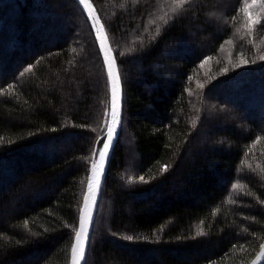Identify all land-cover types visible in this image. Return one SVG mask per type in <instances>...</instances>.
I'll return each mask as SVG.
<instances>
[{
	"label": "trees",
	"instance_id": "1",
	"mask_svg": "<svg viewBox=\"0 0 264 264\" xmlns=\"http://www.w3.org/2000/svg\"><path fill=\"white\" fill-rule=\"evenodd\" d=\"M91 1L123 120L84 264H246L264 242V0L259 23L245 0ZM109 104L76 0H0V264H69Z\"/></svg>",
	"mask_w": 264,
	"mask_h": 264
},
{
	"label": "snow or ice",
	"instance_id": "2",
	"mask_svg": "<svg viewBox=\"0 0 264 264\" xmlns=\"http://www.w3.org/2000/svg\"><path fill=\"white\" fill-rule=\"evenodd\" d=\"M79 4L83 6L85 10L88 11L89 18L93 21V27L96 29L97 32V39L100 42V47L104 51V60L107 65V75L109 77L110 83H111V99H110V105H111V115H110V121L111 124L108 126L106 137L104 138V142L102 144V147L100 149H94L93 156H95L98 152L99 157L101 160H103L110 150L114 138V134L116 131L115 127H112L111 125H119L121 121V115L118 110V99H117V81L119 80V74L113 72L112 64L114 63V60H109L108 58V50L105 48V40L106 35L103 32V25H100L98 28L96 27L98 23V18L94 17L92 15L93 6L90 3V0H78ZM174 7L171 9L172 12H177L178 9H181L186 3L190 2V0H171ZM258 0H252V3H257ZM250 5H248L247 0H245V8L244 12L249 17V20L253 23H259V20L252 21L251 14L248 11V8ZM160 19H164V17H160ZM165 23L167 21L165 20ZM158 30V29H157ZM262 60H264V56L261 57ZM31 71V66L24 69V72L21 73V76L24 75L25 72ZM226 71V70H225ZM105 117H106V123L108 117V111L106 109L105 111ZM11 142V141H10ZM97 143H100V141H97ZM92 169L95 172L97 169V164L93 162ZM162 171H167V166H164ZM140 180H144V177H140ZM131 182V181H130ZM235 187V186H234ZM92 193H93V183L90 180L88 184V191L85 193L84 196V203L83 207L81 209L80 219H79V228L75 232V243L72 247V264H79V260L83 259L84 256V249L85 245L88 240V232H87V226L91 224L92 221V214H91V207L95 204V201L92 200ZM203 230L197 232V235H202ZM125 240L132 241L134 239L133 236H124L122 237ZM264 247V245H262Z\"/></svg>",
	"mask_w": 264,
	"mask_h": 264
},
{
	"label": "water",
	"instance_id": "3",
	"mask_svg": "<svg viewBox=\"0 0 264 264\" xmlns=\"http://www.w3.org/2000/svg\"><path fill=\"white\" fill-rule=\"evenodd\" d=\"M76 1L78 2V0H76ZM90 3L93 6L92 15L94 17L98 18V23H97L96 27L98 28L100 25H103V32L107 37L105 40V48H107V50H108V58H109V60H114V63L112 64L113 72H114V74L115 73L119 74V80L117 81V99H118V110H119L120 115H121V121H120L118 126L117 125H111L112 127L116 128L114 138H113V142H112V146H111L110 150L108 151L107 156L103 160L100 159L99 154L97 155V158L95 159V163L97 164V169L94 172L92 167H91L89 176L87 178V182H86V186H85V190H84V194H83V198H82V202H81V206H80V210H79L78 225H77L76 231L79 228V219H80L81 209L83 207L85 193L88 191V184H89L90 180L93 183V193H92L91 199L95 201V204L91 207L92 221H91V224H89L87 226L88 240H87V243L85 245L83 259L79 260V264H84L85 260H86L88 245H89V241H90V237H91V233H92V228H93V224H94L97 206H98V203L100 200V195H101L104 180H105V177H106V174L108 171L110 159H111L115 144H116L118 137H119V134H120V129H121L122 120H123V89H122V82H121V77H120V73H119V69H118V63L116 60L115 53L111 47L110 40H109L108 34L106 32L105 26L103 24V21L99 15L95 5L93 4V2L91 0H90ZM78 4H79V2H78ZM80 7L82 8L86 18L88 19V21L90 23V26H91L92 31L94 33V36L96 38V41H97V44H98V47H99L105 68H106V73H107V65H106L105 60H104V51L101 49L100 42L97 39V32H96V29L93 27V21L89 18L88 11L85 10L82 5H80ZM107 77H108V75H107ZM108 82H109L110 99H111V83H110L109 77H108ZM110 115H111V105L109 104V113H108L109 118L107 119L106 129L104 132V138L106 137L108 126L111 124ZM74 243H75V234H74L73 242H72L71 249H70L69 264H72V247H73ZM262 245H264V242L262 243ZM262 245L260 246L258 251L255 253V255L246 264H264V247H262Z\"/></svg>",
	"mask_w": 264,
	"mask_h": 264
},
{
	"label": "rangeland",
	"instance_id": "4",
	"mask_svg": "<svg viewBox=\"0 0 264 264\" xmlns=\"http://www.w3.org/2000/svg\"><path fill=\"white\" fill-rule=\"evenodd\" d=\"M248 5H250L248 11L251 14L252 21L258 20V18L263 12L262 6L260 5L259 1L253 4L251 0L250 2H248Z\"/></svg>",
	"mask_w": 264,
	"mask_h": 264
}]
</instances>
